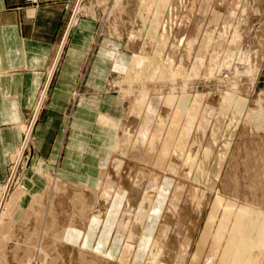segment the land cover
I'll return each instance as SVG.
<instances>
[{"label": "rangeland", "instance_id": "1", "mask_svg": "<svg viewBox=\"0 0 264 264\" xmlns=\"http://www.w3.org/2000/svg\"><path fill=\"white\" fill-rule=\"evenodd\" d=\"M40 13L0 22V66L44 62V78L71 26L39 112L43 84L0 71V129L18 140L0 264H264V0ZM30 30L45 42L25 58Z\"/></svg>", "mask_w": 264, "mask_h": 264}, {"label": "crops", "instance_id": "2", "mask_svg": "<svg viewBox=\"0 0 264 264\" xmlns=\"http://www.w3.org/2000/svg\"><path fill=\"white\" fill-rule=\"evenodd\" d=\"M35 1H37V0H35ZM29 2L30 1H28V0H0V22L2 23L1 26L4 25L5 30H7L5 32H8V29L10 28L9 26H12L11 23L7 22L8 20H11V15H15V19H16V21L19 24L21 29L27 24H30L33 26V23H34L35 24L34 26H39V24H37V23L39 20V14H41L40 12L42 11V9L44 10V9H47L48 7L49 8H59V7L61 8V6H63L64 0H38L37 4H36V2H33V3H31V2L29 3ZM66 31H65V33H66ZM69 31H68V33H69ZM2 33H3V29H1L0 38H1ZM65 33L63 36L64 37L63 41H62L61 45L59 46L61 49H63L64 44L66 43V41L68 39V33H66L67 38L65 40ZM36 35L37 34H35V33L32 34L31 30H30L29 34L21 33V35H20V37H22L24 40H23V44L21 43L22 44V51L19 49V52H23L25 54V58L27 56V53H26L27 52V49H26L27 46H26L25 41H28L31 39V40H35L38 42L40 37H36ZM25 37H27V38H25ZM40 40L42 42H45L44 37L40 38ZM0 45H1V41H0ZM59 51H58V54H57L55 59L60 57ZM30 53H34V51H30ZM29 64H28V61L26 59L23 61H20L19 64H17V65H5L4 64V65L0 66V71H3V74L11 73L12 76H15V75L19 76V77L20 76H28L31 78H35V82L37 84H43V87L45 85H47L48 84V81H47L48 76L46 75V77L44 78V71L42 68L44 66V62L40 63V66L38 65V68L34 64L29 67ZM34 67H35V69H34ZM22 69H25V70H22ZM43 87L39 92L40 94H41L42 90L44 89ZM45 88H46V86H45ZM47 92H48V88H47ZM47 92H46V94H47ZM40 94H38L36 96V98H38V96ZM16 99L18 100L17 97H16ZM38 99H40V97ZM36 106H37V104H36ZM46 127L47 126L35 127V129H37L36 144L39 148H41L42 146L45 145V142H46L45 133L47 131ZM14 129L19 130L18 128H14ZM11 130H12L11 128L0 129V199L2 198V195L5 191V189L7 188L6 186H7L8 182L11 178V173H12L10 170V173L8 174V162H7V156L8 155L6 154V159L3 158L4 152H5V147H7V145H10V147H8V150H10L11 148L14 149L16 147L15 144L18 142L17 139L14 140L15 143H12L13 141L10 140ZM24 138H25V135H24ZM24 138H23V142L20 145V147L18 148V150L14 154L11 155V158L13 160V164L15 163L14 158H15L16 154L21 150L22 146L24 145V142H25ZM36 159H37V163H39V164L44 162V160L42 159V157L40 155ZM11 169H12V167H11ZM0 262L2 263V257H0ZM3 264H5V263H3ZM6 264H8V263H6Z\"/></svg>", "mask_w": 264, "mask_h": 264}, {"label": "bare ground", "instance_id": "3", "mask_svg": "<svg viewBox=\"0 0 264 264\" xmlns=\"http://www.w3.org/2000/svg\"><path fill=\"white\" fill-rule=\"evenodd\" d=\"M63 47V46H62ZM60 56V55H59ZM57 61L55 62V60H54V65H53V67H52V69L49 71V74H48V77H47V81H49L50 82V79H51V77L53 76V74H54V71H55V64H57V62H58V58L56 59ZM49 82H48V84L47 85H45L46 87L49 85ZM45 86L43 87L44 89H45ZM44 89L42 90V92H41V96H40V99H39V101H38V103H37V106H36V110H37V112H39V110H40V107H41V104H42V102H43V100L46 98L45 96V94H46V92H44ZM46 90V89H45ZM45 97V98H44ZM261 112V111H260ZM256 116V115H255ZM264 113H260V114H258L257 115V118H258V120L257 121H259V119H260V121L261 120H263L264 121ZM263 118V119H262ZM35 119H36V117H35ZM255 119V118H254ZM259 123V122H258ZM259 124H261V123H259ZM29 126V125H28ZM30 127V126H29ZM28 127V128H29ZM260 127V126H259ZM32 132H33V126L32 127H30L29 129H28V131H27V134H26V143H25V145H24V147H23V150H20V153L22 152L23 153V151H24V149L26 148V146L28 145L27 143H28V141L31 139V137H32ZM20 153L18 154V157H17V159H16V163H18L19 162V160H21V156H20ZM15 163V164H16ZM18 165V164H17ZM8 188V189H7ZM6 188V190L7 191H5V195H6V197L8 196V193H9V187H7ZM11 192V191H10ZM4 196H3V198H2V201H4ZM3 204V203H2ZM1 213V212H0Z\"/></svg>", "mask_w": 264, "mask_h": 264}, {"label": "water", "instance_id": "4", "mask_svg": "<svg viewBox=\"0 0 264 264\" xmlns=\"http://www.w3.org/2000/svg\"><path fill=\"white\" fill-rule=\"evenodd\" d=\"M71 27V26H70ZM70 27H68V30L66 31V33H68V31H69V29H70ZM66 33H65V40H66ZM64 44V43H63Z\"/></svg>", "mask_w": 264, "mask_h": 264}]
</instances>
